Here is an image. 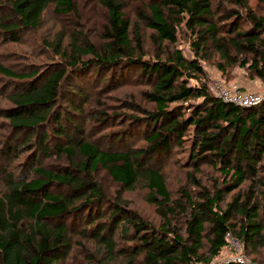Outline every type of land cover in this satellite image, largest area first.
Instances as JSON below:
<instances>
[{
    "label": "trees",
    "instance_id": "trees-1",
    "mask_svg": "<svg viewBox=\"0 0 264 264\" xmlns=\"http://www.w3.org/2000/svg\"><path fill=\"white\" fill-rule=\"evenodd\" d=\"M228 1L240 11H232L227 23H222L215 12L214 0H153L149 13L139 12L140 23L151 30L153 42L166 56L164 60L161 53L156 60L144 59L139 25H135L133 35L118 0H100L107 11V24L99 49L87 39L75 38L67 40L64 49V35L58 36L53 49L72 71L84 75L95 69L100 74L130 70L132 78L139 73L138 79L145 80L150 88L146 96L153 105V111L140 119L147 148L108 151L73 138L61 128L54 133L60 143L50 148L49 135L39 137V129L51 116L58 120L56 125L66 123L77 128L73 119L58 112L52 115L66 69L56 71L42 85L34 80L38 73L19 75L3 70L26 80L11 95L14 107L6 112L11 128L19 134L25 132L21 147L37 138L40 156L48 159L55 153L73 162L56 173L34 167L36 159L30 168L33 178L9 184V191L0 197V264L64 263L73 249L77 225L81 239L90 238L108 255L98 264H113L120 257L122 264L208 262L228 246L230 233L248 248L264 247V102L251 108L224 103L199 79L203 75L200 62L210 49L219 55L218 66L223 71L239 65L250 77L264 82V16L252 10L249 0ZM53 3L59 14L75 11L73 0H8L14 23L2 18L0 29L19 42L20 32L40 28L45 11ZM182 25L192 34L195 58L191 61L166 47L176 44ZM191 80L201 83L191 86ZM70 94L84 103L90 100L78 86ZM196 99L203 101L185 117V103ZM80 110L75 107L76 113ZM189 135L190 165H211L220 179L206 188L190 175L200 192L195 198L182 189L184 206L172 200L165 173L157 163L158 157L167 160L174 148L182 149ZM124 140L122 136L120 142ZM7 150L16 151L13 146ZM99 168L127 191L139 183L146 184L148 203L157 207L165 223L155 227L120 205L107 212L104 194L92 177ZM54 186L63 188L64 193L51 192ZM177 210L186 213L184 232L171 221ZM205 244L209 247L207 259L201 253Z\"/></svg>",
    "mask_w": 264,
    "mask_h": 264
},
{
    "label": "rangeland",
    "instance_id": "rangeland-1",
    "mask_svg": "<svg viewBox=\"0 0 264 264\" xmlns=\"http://www.w3.org/2000/svg\"><path fill=\"white\" fill-rule=\"evenodd\" d=\"M153 0H118L123 5L125 18L130 22L132 33H135V25L139 29L146 52L145 60H156L160 55L159 47L152 40V32L144 24L140 23L138 13H149L148 6ZM8 0H0V20L8 19L7 23L13 24V17L9 15ZM214 10L222 23L230 21L234 12L240 8L228 0H214ZM75 11L68 15L59 14L55 10L54 3L45 11L41 26L38 30L23 31L18 34L19 42L12 41L11 36L0 29V197L9 191L11 182H18L33 178L30 168L33 161L37 159L34 167H43L56 173L62 172L72 164L73 160L66 156L52 154L46 159L38 154L39 139L32 140L29 145L21 147L26 138L25 132L19 134L18 130L11 128L10 121L6 117L7 111L14 107L10 101L13 93H17L24 80L11 77L4 73L8 70L14 74L38 73L34 79L37 84L42 85L58 70L67 71L59 89V98L52 115L60 113L68 119H73L77 128L73 125L61 123L56 125V117L50 119L39 129V137L44 133L49 135L50 148L59 144L54 138L57 128L65 129L73 138L84 139L95 143L105 150H123L130 148H147L142 140V121L148 112L153 111V105L147 99L146 93L150 90L144 84L145 80L138 79L139 73L133 78V71L105 72L100 74L98 69L84 74L76 72L67 67L66 61L61 59L53 49L58 41L59 35H64V49H67V40L71 38L87 39L92 46L99 49L103 44L104 29L107 24V11L100 4V0H73ZM250 7L259 16H264V0H249ZM243 13V12H241ZM140 23V24H139ZM192 34L184 25L178 29L176 44L166 46L167 50L180 51L188 60L195 58V52L191 45ZM210 51V49H209ZM208 51V52H209ZM205 54V60L201 61L203 75L199 76L206 83L212 95L213 87L222 84L230 88H239L255 94L264 95V82L250 77V73L239 65L229 67L226 71L219 68V55L211 50ZM161 60L166 56L160 55ZM87 59V58H86ZM103 76L107 78L101 81ZM129 77V78H128ZM140 80H142L140 82ZM201 82L191 80L189 85L198 86ZM88 94L89 102L77 100L70 93L76 87ZM202 99L191 100L185 103L183 115H190L193 106L202 103ZM80 107L76 113L75 107ZM139 119L140 121H135ZM125 140L120 142L121 137ZM186 138L182 149L174 148L167 160L158 157L157 165L162 167L167 180L172 200L187 205L183 199L182 189L197 198L200 189L196 183L190 181V175L194 176L196 182L203 187L210 188L220 179V175L211 165L201 163L199 168L190 165L192 140ZM14 147L16 151H8L7 147ZM10 157V159H8ZM194 174V175H193ZM94 182L100 187L104 194V209L111 212L120 205L135 211L146 222L155 227L165 223L162 213L157 207L148 203L150 190L144 183L137 184L133 190H125L99 168L92 175ZM64 189L54 186L51 192L64 193ZM230 194L226 202H230ZM87 215V212L85 216ZM172 224L181 232L185 231L186 213L180 210L171 218ZM76 226L73 237V249L67 260L62 264H98L108 256L104 249L89 239H81ZM227 238L228 246L224 248L218 257L208 262L197 264H231L237 262L238 258L244 260L243 264H264V247L248 248L244 243L230 233ZM234 244H237L234 246ZM120 246L124 244L120 243ZM208 245L205 244L201 253L207 259L209 257ZM122 257L117 258L113 264H122Z\"/></svg>",
    "mask_w": 264,
    "mask_h": 264
},
{
    "label": "built area",
    "instance_id": "built-area-1",
    "mask_svg": "<svg viewBox=\"0 0 264 264\" xmlns=\"http://www.w3.org/2000/svg\"><path fill=\"white\" fill-rule=\"evenodd\" d=\"M213 92L217 98L224 103L232 104L241 108H251L260 105L264 102V95L251 93L239 88H230L222 84H216L213 87ZM231 235L228 234L227 238ZM237 244H234L236 246ZM237 264H243L244 260L237 259Z\"/></svg>",
    "mask_w": 264,
    "mask_h": 264
}]
</instances>
